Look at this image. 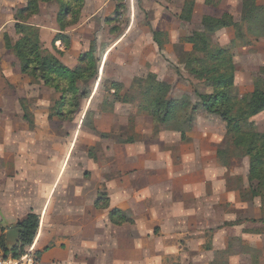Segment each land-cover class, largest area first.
<instances>
[{"label":"rangeland","instance_id":"obj_1","mask_svg":"<svg viewBox=\"0 0 264 264\" xmlns=\"http://www.w3.org/2000/svg\"><path fill=\"white\" fill-rule=\"evenodd\" d=\"M10 1H14L12 12L17 16L16 0H0V14H12L11 4H7ZM188 1L194 2L190 20L182 18ZM214 1L217 5L207 0L199 5L196 0H105L100 14L93 18L91 32L81 34V39L93 46L88 51L100 60L95 68H100L105 50V68L101 65L96 80L88 77L81 81L82 95L74 100L68 97L70 104L63 112V91L24 74L18 77L21 86L16 93L24 94L20 122L34 125L21 140V136H5L0 121V145L21 141L45 145V150L56 146L62 160L69 154L70 170L80 161L82 177L97 181L99 209L105 213L104 264H264V235L259 234L264 233V187H257V179L252 181L260 193L252 196L250 158L232 144L224 120L200 114L188 139L183 140L179 132L152 117L145 98L138 94L150 73L170 84V98L188 96L195 103L200 99L198 93L210 92L211 81L190 72L188 58L194 47L189 38L204 30L205 16L219 18L226 13L234 21L250 22L243 23V38L236 37L233 27H225L212 39L226 47L245 44L247 39L249 44L233 49L237 67L233 92L242 98L254 90L255 79L264 68V37L256 27L264 17L243 13V9L264 6V0ZM95 4L84 3L79 19L71 14L65 26L77 25L83 12L97 8ZM57 12L55 4L45 5L41 21L50 25ZM154 31L165 32L162 50L154 41ZM0 41V61L17 67L18 57L11 56L13 50L6 40ZM132 97L133 101L121 102ZM58 112L70 118H60ZM254 121L264 131V113ZM16 127L22 130L21 125ZM221 150L227 153L219 155ZM122 185L132 196L138 191L139 205L121 203L131 202L120 193ZM230 191H236V196ZM160 198L164 201L157 207ZM242 202H249L248 208H243ZM118 206L132 208L127 213L134 219L131 223L117 227L110 222L108 210ZM145 206L156 208L157 219L144 215ZM244 229L255 234L243 235L240 232Z\"/></svg>","mask_w":264,"mask_h":264},{"label":"crops","instance_id":"obj_2","mask_svg":"<svg viewBox=\"0 0 264 264\" xmlns=\"http://www.w3.org/2000/svg\"><path fill=\"white\" fill-rule=\"evenodd\" d=\"M93 2L96 3L95 7L97 8L92 12H83L77 25L65 30H62L58 20L60 5L56 2H41L40 12L31 16L27 21L28 24L39 29L43 49L49 50L70 69H75L80 65L81 56L91 46L86 38L85 40L81 39V34L91 32L93 18L100 14L105 0H85V6L88 4L90 6ZM200 2L203 0H196V5H199ZM16 3L17 8H23L27 5L28 0H16ZM7 4H11L9 10L12 14L8 16L0 14V40L3 39L4 43L7 39L17 42L21 36L15 28L18 21L12 12L15 8L14 1ZM52 4H55L58 12L55 14L53 23L48 25L43 20L41 21V12L45 5ZM60 32L70 38L69 47H66L61 40L54 42L56 35ZM2 48L6 50V46ZM12 53L9 52L14 58L15 54L13 51ZM15 57L17 58L16 55ZM103 58H105V50L101 57L100 68L101 65L105 68ZM22 74L20 61L17 67L13 66V62L0 61V104L4 105L0 108V121L4 123L1 129L5 136L17 135L21 136V140L22 137L28 135L29 126L34 125L31 123L24 125L20 122L24 118L20 104L24 94L19 96L16 91L21 86L18 77L21 78ZM26 84L30 86V81H26ZM11 107L15 108L9 110ZM262 113L264 111L259 114ZM9 121H13V123ZM17 125L22 126L21 131L17 130ZM57 148L53 146L52 149L45 150V145H31L21 141L0 145V156L3 153V156L0 157V236L4 235L6 246L11 249L17 244L15 240L18 237L13 233V236L8 240L9 232L19 228L17 227L18 223L29 213L34 212L40 216V228L33 243L35 251L40 252L38 264H94L97 261L98 264H104L105 213H102L100 207L96 205L99 197L97 181L82 177L84 171L81 170L80 161L70 170L67 160L69 154L66 159L62 160L60 150ZM38 152L42 155L40 156ZM118 162L122 161L118 160ZM117 182L122 184L120 180ZM62 183L64 186L60 189ZM59 189L61 191L58 195ZM120 193L124 194V198L127 197L131 200V202L124 200L121 203L129 206L139 205L140 198L137 190L133 192L132 196L126 186L122 185ZM229 194L233 196L236 191H230ZM162 201L164 199L160 198L155 205L157 206ZM241 204L243 208H248L249 202ZM117 209L130 214L132 208L125 209L118 206ZM112 210H108L107 213L110 222ZM144 211V215L150 220L157 219L154 206H145ZM130 218L131 221L115 224V226L131 223L134 219ZM240 233L243 235L255 234L249 230L245 231V229ZM259 234L264 235V233Z\"/></svg>","mask_w":264,"mask_h":264},{"label":"trees","instance_id":"obj_3","mask_svg":"<svg viewBox=\"0 0 264 264\" xmlns=\"http://www.w3.org/2000/svg\"><path fill=\"white\" fill-rule=\"evenodd\" d=\"M41 2H56L60 5L58 20L62 30H65L67 27L64 21L71 14L78 18L85 0H28L27 5L19 8L17 16H15L18 21L15 28L21 36L20 39L14 45L7 39L8 48L14 51L21 62L23 74L35 80H42L45 85L63 91L61 96V111L63 112L70 104V99L74 100L82 95L79 92L83 79L88 77L97 79L99 66L95 68V63L100 60L96 59L90 50L81 56L80 65L77 68L70 69L54 54L44 50L41 45L39 29L27 23L31 16L40 12ZM207 3L217 5L214 0H207ZM193 6V1H188L185 4L182 12L183 19H191ZM246 11L264 17V6L246 7L243 9V13ZM243 21L246 19L243 18ZM203 23L204 30L195 31L189 38L194 48L189 55L188 62L191 64V73L195 76L206 77L211 81L210 92L198 93L200 99L195 103L188 96H183L181 99L170 98V84L160 81L154 73H150L143 80V86L138 94L145 98L152 117L168 129L172 128L180 132L183 140L188 139V133L194 128L200 114L217 115L223 119L232 144L242 151V156L250 158L248 175L250 191L253 197L260 196L252 181L257 179L259 181L257 187H264V131H260L254 121V117L264 111V79L261 76L264 75V68L255 79L254 90L248 95L238 98L233 92L237 70L233 49L236 46H246L249 42L245 39V44L226 47L218 45L212 39V35L216 31L225 27H233L236 30V37L242 39L244 36L243 23L250 22L234 21L232 15L226 13L219 18L205 16ZM256 27L260 36L264 37V21H260ZM164 34L163 31H154V41L161 50L163 48L161 36ZM57 40H61L66 47L71 44L70 38L62 32L56 35L54 42ZM117 85L120 84L117 83ZM116 93L115 97L119 99L118 91ZM89 94L87 97L90 96ZM68 97L70 99H67ZM134 99L133 97L129 100L123 98L121 102H129ZM236 108L239 109L237 113L234 112ZM62 112H58L60 118H70ZM225 153H227L225 150L218 151L219 155ZM100 198L96 201V205L99 207H101ZM110 219L114 224L131 221L125 212L117 208L111 211ZM17 227L20 228L19 241L10 250L13 255L20 256L33 245L40 228V216L31 212L18 223ZM0 242L8 249L4 235L0 236Z\"/></svg>","mask_w":264,"mask_h":264},{"label":"built area","instance_id":"obj_4","mask_svg":"<svg viewBox=\"0 0 264 264\" xmlns=\"http://www.w3.org/2000/svg\"><path fill=\"white\" fill-rule=\"evenodd\" d=\"M0 264H38V255L31 245L20 256H15L10 248L6 249L0 242Z\"/></svg>","mask_w":264,"mask_h":264},{"label":"water","instance_id":"obj_5","mask_svg":"<svg viewBox=\"0 0 264 264\" xmlns=\"http://www.w3.org/2000/svg\"><path fill=\"white\" fill-rule=\"evenodd\" d=\"M13 233L15 234V236H17L18 238L15 240V243H17L19 241V234H20V228H16L15 230H12L9 232L8 234V240L10 239L11 236H13Z\"/></svg>","mask_w":264,"mask_h":264}]
</instances>
